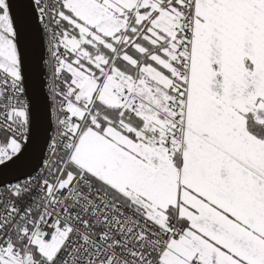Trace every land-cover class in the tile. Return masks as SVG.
<instances>
[{"label":"snow or ice","instance_id":"snow-or-ice-1","mask_svg":"<svg viewBox=\"0 0 264 264\" xmlns=\"http://www.w3.org/2000/svg\"><path fill=\"white\" fill-rule=\"evenodd\" d=\"M0 264H264V0H0Z\"/></svg>","mask_w":264,"mask_h":264}]
</instances>
